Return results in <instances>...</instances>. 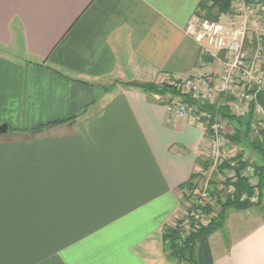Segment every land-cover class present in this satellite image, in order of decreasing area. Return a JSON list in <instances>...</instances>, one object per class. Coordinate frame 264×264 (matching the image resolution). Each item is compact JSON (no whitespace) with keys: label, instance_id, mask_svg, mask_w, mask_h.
Here are the masks:
<instances>
[{"label":"crops","instance_id":"obj_1","mask_svg":"<svg viewBox=\"0 0 264 264\" xmlns=\"http://www.w3.org/2000/svg\"><path fill=\"white\" fill-rule=\"evenodd\" d=\"M201 1L0 0V264H177L163 236L207 124L127 84L216 74L186 33ZM224 215L213 264H264V187L256 208Z\"/></svg>","mask_w":264,"mask_h":264},{"label":"built area","instance_id":"obj_2","mask_svg":"<svg viewBox=\"0 0 264 264\" xmlns=\"http://www.w3.org/2000/svg\"><path fill=\"white\" fill-rule=\"evenodd\" d=\"M186 33L194 38L202 56H209L218 66L216 74H191L183 78H170L167 84L193 102L215 106V100L224 96L229 110L235 116H246L259 95L264 99V0H232L229 14L218 21H208L194 15L187 23ZM167 110L178 118H192L207 124L209 145L202 163L209 162L205 170L200 165L197 182L191 191L188 209H185L173 229L184 236L189 227L207 225L211 216L204 210L214 208L218 197L237 199L242 204L257 205L260 190L256 187V169L250 162L238 174L233 161L236 154L226 150L224 122L219 116L211 117L195 105L170 103ZM240 178L251 188L250 192L235 195L234 186Z\"/></svg>","mask_w":264,"mask_h":264},{"label":"trees","instance_id":"obj_3","mask_svg":"<svg viewBox=\"0 0 264 264\" xmlns=\"http://www.w3.org/2000/svg\"><path fill=\"white\" fill-rule=\"evenodd\" d=\"M232 6V0H202L195 14L199 18L208 21H218L222 15L229 14ZM127 87H132L141 90L144 93L152 94L156 96H166L179 98L181 103L195 105L199 111L207 112L211 117L219 116L222 120L232 125V134L225 136L231 144L238 146L242 151L236 154L233 161L237 163L238 167L235 170L237 174L244 169L250 162L244 159L245 151L248 150L257 155L260 159L258 165L254 164L256 169V187L261 191L264 186V130H256V116L255 105L251 106L250 112L244 117H237L233 115L228 109L229 106H225L223 109H218L215 106H209L208 104H199L193 102L187 95L181 94L174 90L168 84L155 85L151 83L137 84L130 83ZM256 102L264 110V99L261 95L257 97ZM170 104V103H168ZM75 118H72L73 121ZM202 167L207 170L209 168V162L201 163ZM189 185V192L192 188ZM235 195L241 192H250L251 188L245 182V179L240 178L238 183L234 186ZM218 207V212L214 213ZM254 207L249 204H242L236 198H225V201H219L216 204V208L206 207L204 212L210 215L212 218L210 222L201 227L198 230H193L189 235L183 236L178 229L169 227L164 233V240L166 241L167 249L172 258H174L177 264H213L209 238L210 236L223 224L224 211L229 208L236 210H244ZM214 214V215H213ZM179 225L180 222L177 221Z\"/></svg>","mask_w":264,"mask_h":264},{"label":"rangeland","instance_id":"obj_4","mask_svg":"<svg viewBox=\"0 0 264 264\" xmlns=\"http://www.w3.org/2000/svg\"><path fill=\"white\" fill-rule=\"evenodd\" d=\"M254 113H255V115L254 116H256V118H255V122H256V130L255 131H260V130H264V110L262 109V111H260L259 112V110H257L256 109V111H254ZM231 134H232V131L231 130H228ZM228 140H226V144H230V142L228 141ZM234 147H236V149H238V146H235L234 145ZM245 153H246V155L247 156H251V157H253V158H255V160H256V162H260V159H259V157L257 156V155H255V154H253L252 152H250V151H248V150H246L245 151ZM264 187V186H263ZM263 189V188H262ZM191 195H192V193L191 192H189L188 193V196H187V203H188V201L191 199ZM219 198V201L221 200V201H225V198H223V196H219L218 197ZM259 205V203L257 204V205H254L255 206V208H256V206H258ZM216 208V207H215ZM186 209H188V206H186ZM218 212V207L216 208V210L214 211V213H217ZM180 215L181 216H183V213H180ZM214 215V214H213ZM212 218V217H211ZM204 226H206V225H200V228L201 227H204ZM194 228H197V227H195V226H193ZM193 227H189V228H187V230L186 231H184V236H187V235H189L192 231H193ZM199 228V229H200ZM196 230H198V229H196Z\"/></svg>","mask_w":264,"mask_h":264},{"label":"water","instance_id":"obj_5","mask_svg":"<svg viewBox=\"0 0 264 264\" xmlns=\"http://www.w3.org/2000/svg\"><path fill=\"white\" fill-rule=\"evenodd\" d=\"M7 131H8L7 126H5V125L0 126V136L6 134Z\"/></svg>","mask_w":264,"mask_h":264}]
</instances>
